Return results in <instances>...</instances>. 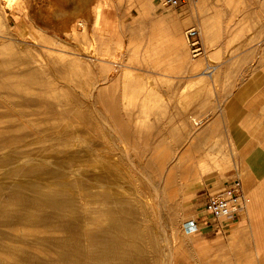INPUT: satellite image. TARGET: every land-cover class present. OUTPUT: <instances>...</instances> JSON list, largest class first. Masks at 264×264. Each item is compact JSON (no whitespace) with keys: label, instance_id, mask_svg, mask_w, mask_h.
I'll use <instances>...</instances> for the list:
<instances>
[{"label":"rangeland","instance_id":"1","mask_svg":"<svg viewBox=\"0 0 264 264\" xmlns=\"http://www.w3.org/2000/svg\"><path fill=\"white\" fill-rule=\"evenodd\" d=\"M187 1L0 0V264H126L89 240L91 209H103L108 195L91 187L98 168L109 172L99 184L133 198L134 227L146 236L124 237L123 247L135 250L129 264L229 263L203 256L197 231L184 226L206 221L204 197L232 167L216 138L228 118L188 108L195 96L187 94H217V84L181 82L166 69L176 73L197 57L185 38L196 26L195 1ZM65 8L81 9L59 17L67 25L56 16ZM170 16L185 26L176 30ZM73 156L95 159V167L74 172ZM225 177L241 179L235 170Z\"/></svg>","mask_w":264,"mask_h":264},{"label":"crops","instance_id":"2","mask_svg":"<svg viewBox=\"0 0 264 264\" xmlns=\"http://www.w3.org/2000/svg\"><path fill=\"white\" fill-rule=\"evenodd\" d=\"M194 1L201 52L195 62L174 66L176 73L171 65L166 69L181 82L201 78L214 89L217 84V94H187L195 96L188 108L199 116L228 118L216 138L219 148L229 150L232 167L218 176L219 186L235 170L247 196L246 210L235 220H200L194 241L211 260L227 256L228 264H264V0ZM205 4L211 10L201 15ZM168 19L178 31L186 24Z\"/></svg>","mask_w":264,"mask_h":264},{"label":"bare ground","instance_id":"3","mask_svg":"<svg viewBox=\"0 0 264 264\" xmlns=\"http://www.w3.org/2000/svg\"><path fill=\"white\" fill-rule=\"evenodd\" d=\"M49 1V0H48ZM86 1V0H85ZM193 1V0H192ZM84 2V1H83ZM79 3V2H78ZM87 4V3H86ZM79 5V4H78ZM84 6V5H83ZM88 6V5H86ZM85 6V7H86ZM75 6L73 5V8ZM76 8V7H75ZM80 8V7H79ZM79 8H77L79 10ZM84 8V7H83ZM76 9V10H77ZM86 9V8H85ZM69 10H72V9H69ZM84 10V9H83ZM58 11V9H57ZM75 11V10H74ZM74 11H71V12H67L66 11V8H65V11L64 10H59L56 14V16L58 17H61V19H65V17L69 16V15H73L77 12H74ZM81 11V9H80ZM79 11V12H80ZM85 11V10H84ZM56 12V11H55ZM78 12V14H79ZM78 14H75L76 16H78ZM81 14H83L81 12ZM80 14V15H81ZM53 16V14H52ZM90 16V15H89ZM87 17V16H86ZM91 17V16H90ZM72 18V17H71ZM70 17L67 18L68 21L69 19L72 20ZM89 18V17H88ZM57 19V21H58ZM59 19V20H61ZM62 19V20H63ZM61 20V21H62ZM83 20V19H82ZM66 20H64L63 22V25L65 23ZM86 21V20H85ZM70 22V21H69ZM66 24V23H65ZM68 24V22H67ZM66 24V25H67ZM58 27V26H57ZM60 27V26H59ZM57 31V30H56ZM95 45V44H94ZM121 54V53H120ZM105 55V54H104ZM95 59V58H94ZM101 61V60H100ZM98 83V82H97ZM2 91V90H1ZM17 92V91H16ZM46 102V101H45ZM92 107V106H91ZM67 112V111H66ZM94 113V112H93ZM68 114V112H67ZM196 120V119H195ZM197 121V120H196ZM193 123V122H192ZM194 125V124H193ZM198 125V124H197ZM196 125V126H197ZM195 126V125H194ZM113 132V131H112ZM115 133V132H114ZM113 134V133H112ZM32 143V142H31ZM124 150V149H123ZM126 157V156H125ZM3 158V157H2ZM22 160V159H21ZM20 160V161H21ZM73 160H74V169L73 171L74 172H77V173H80V171H83V170H89L91 169L92 167H95L93 164L95 162V159H86V158H82V156L80 157H76V156H73ZM19 161V162H20ZM40 161V160H39ZM127 161H129L127 159ZM21 163H18L17 165H12L13 168H15V171L14 173L15 174H20V170H16V167L18 165H20ZM72 167V166H71ZM99 169V172L97 170H90L91 171V175L92 176H96L98 178V181H92V183L94 184L92 187V189H98V188H105L108 190V195L106 196V199H104L105 201V207L103 209H97V208H94L92 207L91 209V214L89 216V224L91 226V231L88 233L89 235V240L90 242H92L93 244L94 243H101L103 246L101 247H104L105 249H108L109 252L111 253L110 255L112 254H115V256H119L120 259H121V263H126V264H129V263H132V260H133V256H134V252L135 250L133 251H129V250H126V248L123 247V245L125 244L124 242V237L127 236V237H130L132 240H137V239H140L142 240L143 238H146V236L143 234V233H138L136 228L134 227L135 226V220H136V214L135 212L131 209V206H132V201H133V198H128V197H125L123 196L122 194V187H120V185H112L111 184H108L106 183V185H101L99 184V178L102 177L104 175V178L106 179V181H108V173L109 172H105L106 170H102L100 171V168ZM69 171V170H68ZM72 172V171H70ZM105 172V173H104ZM35 171H31L29 173H24V179L25 180H28L30 179L33 175H34ZM142 176V175H141ZM104 180V179H103ZM161 180V179H160ZM44 181V179L40 178V179H37V182L38 183H42ZM214 188H217V187H214ZM93 193L91 192L90 195H92ZM89 196V195H88ZM92 200V199H91ZM75 202V201H74ZM48 206V205H47ZM149 217V216H148ZM104 220H109V221H113L116 223L115 226H108V227H103L102 225V221ZM113 224V223H112ZM116 230L117 231V234L115 235H109L110 232L112 230ZM187 232H189L187 230ZM81 233V232H80ZM162 236V235H161ZM99 242H96L95 240H97ZM160 239L158 238V235L157 233L155 234V238H154V246H157L159 248L160 246ZM167 244V243H166ZM142 246V245H141ZM165 248V247H164ZM143 249V247H142ZM162 252V251H161ZM148 253V252H147ZM169 253V252H168ZM94 255L96 256V253L90 251L88 254H87V258L89 261V263H92L91 261H93L94 263V260H95V257ZM100 256V255H99ZM170 256V255H169ZM98 257V256H97ZM106 258H108V256H105ZM145 258V257H144ZM167 264V263H166ZM169 264V263H168Z\"/></svg>","mask_w":264,"mask_h":264},{"label":"built area","instance_id":"4","mask_svg":"<svg viewBox=\"0 0 264 264\" xmlns=\"http://www.w3.org/2000/svg\"><path fill=\"white\" fill-rule=\"evenodd\" d=\"M165 7L177 8L187 0H157ZM186 41L189 43L193 57L200 53L198 46V31L192 27L185 32ZM194 125L201 124L200 120L192 119ZM202 202L201 212L208 223L220 221H233L246 210V195L240 178H231L222 183L218 189L208 193ZM199 221L187 220L184 224L189 232H196Z\"/></svg>","mask_w":264,"mask_h":264}]
</instances>
